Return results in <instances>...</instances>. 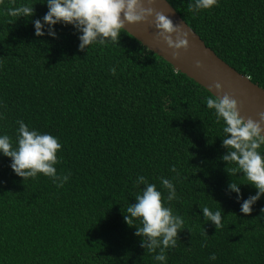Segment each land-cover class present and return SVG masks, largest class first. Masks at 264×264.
I'll list each match as a JSON object with an SVG mask.
<instances>
[{
  "label": "trees",
  "instance_id": "trees-1",
  "mask_svg": "<svg viewBox=\"0 0 264 264\" xmlns=\"http://www.w3.org/2000/svg\"><path fill=\"white\" fill-rule=\"evenodd\" d=\"M167 1L219 58L264 89V0H218L195 14L191 0ZM24 2L34 4L30 19L6 15ZM42 2L0 3V133L15 144L22 120L56 136V171L70 175L61 188L43 174L23 181L0 155V264H159L123 219L143 188L134 186L139 175L164 196L160 178L176 188L168 206L185 229L165 250L166 264H264V194L240 212L256 190L240 184L237 200L227 187L247 181L220 159L227 149L222 122L204 103L211 93L124 30L117 45L88 50L78 49L71 25H54L55 39L47 26L35 36ZM205 206L222 212L219 229L204 219Z\"/></svg>",
  "mask_w": 264,
  "mask_h": 264
},
{
  "label": "clouds",
  "instance_id": "clouds-1",
  "mask_svg": "<svg viewBox=\"0 0 264 264\" xmlns=\"http://www.w3.org/2000/svg\"><path fill=\"white\" fill-rule=\"evenodd\" d=\"M3 0H0L2 3ZM218 0H191L188 10L193 14L201 10H208L217 4ZM47 12L41 19L31 20L34 35H47L56 38L53 26L56 24L71 25L78 35V49L85 50L91 46L117 45L121 31H125L126 24L146 22L154 16V27L158 39L164 41L168 48L173 49V58L176 50L187 49L188 33L184 32L172 20L160 12H154L150 7L154 0H147L145 7L142 0H43ZM34 4L20 3L5 9L6 15L12 18H28L34 15ZM197 63V67H199ZM115 75L116 69L109 68ZM217 93L222 91L221 85L212 86ZM210 92L211 89H209ZM207 109L212 110L215 122H222V147L227 153L220 157L226 165L234 164L230 171L242 173L246 183H228V189L240 199V184H248L256 191L240 204V212L249 214L252 206L264 194V154L259 149L264 146V112L259 113V119H245L240 115L236 99L227 93L222 95H208L204 98ZM0 115V119H2ZM15 144L9 135L0 133V155L10 158L9 167L13 173L27 180L35 179L38 174L50 178L57 188L64 186L69 175L58 174L55 165L59 163L57 152L62 145L56 136L48 132H40L30 128L22 120L15 122ZM171 171L175 172L173 167ZM228 173V172H227ZM229 174V173H228ZM160 184L167 190V195L157 189L156 184L149 183L143 176L136 177L134 186L143 185V188L134 196L135 203L128 204L123 219L130 227H135L134 235L140 237V247L149 253H154L153 261L166 264L165 250L174 248L177 242V233L184 228V218L168 206V202L176 199V188L170 179L160 178ZM204 219L210 221L215 229L222 226V212L210 210L205 206L200 208ZM264 211V209H261ZM138 221V224H137ZM209 261H215L216 255L210 254Z\"/></svg>",
  "mask_w": 264,
  "mask_h": 264
},
{
  "label": "water",
  "instance_id": "water-1",
  "mask_svg": "<svg viewBox=\"0 0 264 264\" xmlns=\"http://www.w3.org/2000/svg\"><path fill=\"white\" fill-rule=\"evenodd\" d=\"M148 7L147 0H142ZM154 12H160L170 18L174 25H178L188 33L187 49L176 50L167 47L163 40L158 39L154 27V16L146 22L126 24L125 31L137 39L143 46L162 57L173 68L196 83L204 87L213 95L227 93L237 100L240 115L245 119H259V113L264 112V89L253 83L246 75L236 71L219 58L214 51L205 45L199 35L180 17L167 0H154L150 5ZM199 63V67H197ZM215 83L221 85L222 91L217 93L212 87ZM264 134V133H262Z\"/></svg>",
  "mask_w": 264,
  "mask_h": 264
}]
</instances>
